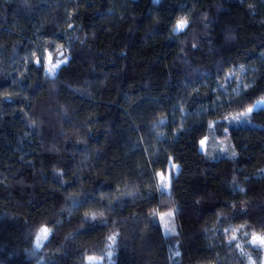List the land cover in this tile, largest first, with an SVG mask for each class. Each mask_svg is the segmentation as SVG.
Here are the masks:
<instances>
[{"label": "trees", "instance_id": "obj_1", "mask_svg": "<svg viewBox=\"0 0 264 264\" xmlns=\"http://www.w3.org/2000/svg\"><path fill=\"white\" fill-rule=\"evenodd\" d=\"M33 51L67 60L50 77ZM263 54L264 0H0V264H261L264 108L225 117L264 98Z\"/></svg>", "mask_w": 264, "mask_h": 264}, {"label": "rangeland", "instance_id": "obj_2", "mask_svg": "<svg viewBox=\"0 0 264 264\" xmlns=\"http://www.w3.org/2000/svg\"><path fill=\"white\" fill-rule=\"evenodd\" d=\"M182 31H179V32H182ZM179 32L174 31V33H179ZM60 48L61 47L56 46L55 50L56 51L61 50ZM37 56H38V58H41L44 60V72H45V74H47L50 77H53L56 74L58 68L60 66H62L63 64H65L66 60H67L64 57H61L62 56L61 53H58L57 59L54 61V60H52L53 55L49 51H45L44 54L41 56L37 55L36 51L35 52L33 51L30 55V58L37 60ZM263 56H264V54H263ZM58 62H61L60 66L55 70L54 73H50L49 69L52 68L54 65H56ZM251 70H252V68L250 66H244V65L236 66V67L229 69L224 74L222 80L218 84L217 90H219V92H220L219 99L221 97V94L224 97L229 98L231 96L238 95L242 91L246 90L250 85V75L249 74L251 73ZM260 106H264V98L259 99L249 109H252V111H253L255 108H258ZM249 109H247L244 113L230 114V115L226 116L225 119L231 125H240V124H242L245 115H248L250 113L248 111ZM201 141H204V145L202 146L201 142H200V150L204 151L206 142H205V139H203ZM178 169H179V167L177 165L174 166L172 163H169V168L167 170V173L164 176L159 177L158 186H159L161 191H164V192L168 191L171 177L173 175H175V173L178 171ZM203 174L208 176V173H206V172H204ZM162 177H163V179H162ZM169 213H171V215H168ZM157 217H158V221L160 223L163 234L169 239L167 242L168 243L167 244L168 250H169L172 258L174 259V261L178 262L179 261V252H178V248H177L178 245H177L176 239L174 237L176 234V226H175V222H174L173 212L167 211V212L159 213ZM43 229L48 230L47 236H45L43 234V232H42ZM169 229H174V231H170ZM48 235H49V229L46 227H43L38 231V233L36 234V237H35V241H34V246L36 249L40 248L42 243L47 239ZM233 235H235V237H236V239L234 241L238 242L239 247L242 248L244 246V244L242 243L243 238H245L246 235L242 234V232H240L239 230H235L232 233L231 237ZM257 235L262 236L260 234H257ZM252 236L249 239L250 243H251ZM253 246L260 247L261 249L264 250V245L256 244ZM110 256H111V252H107V254L105 256L106 264H110V262H111ZM89 258H92V259H89ZM89 258L86 259L85 264H98V263L103 262L102 258H94V257H89ZM249 264H254L252 259H250ZM261 264H264V251H263V254L261 256Z\"/></svg>", "mask_w": 264, "mask_h": 264}, {"label": "snow or ice", "instance_id": "obj_3", "mask_svg": "<svg viewBox=\"0 0 264 264\" xmlns=\"http://www.w3.org/2000/svg\"><path fill=\"white\" fill-rule=\"evenodd\" d=\"M154 2L159 3V0H154ZM186 24H187V21L186 20H184V19L178 20L177 23H176V25H175V28L173 29V31H175V32L182 31L186 27ZM60 63L61 62H58L56 65H54L52 68H50L49 69V72L50 73H54L55 70L60 66ZM248 111L251 112L252 109H249ZM201 145L202 146L204 145V141H201ZM162 179H163V177H162ZM168 215H171V213H169ZM169 230L170 231H174V229H169ZM42 232H43V234L45 236H47V233H48V230L47 229H43ZM110 239L114 240L115 237H110ZM231 239L232 240H235L236 239L235 235H233L231 237ZM251 243L253 245H256V244L264 245V236H259V235L253 234L252 239H251ZM237 246L239 247V245H237ZM89 259H92V258H89Z\"/></svg>", "mask_w": 264, "mask_h": 264}, {"label": "crops", "instance_id": "obj_4", "mask_svg": "<svg viewBox=\"0 0 264 264\" xmlns=\"http://www.w3.org/2000/svg\"><path fill=\"white\" fill-rule=\"evenodd\" d=\"M261 107H263L264 108V106H260V107H258V108H261ZM258 108H255V109H258ZM254 109V110H255ZM174 166H176V165H174ZM204 172H198V173H196L195 175H194V182H195V184L196 183H198V180L197 179H199L200 177H202V176H204V174H203ZM198 175V178H196V176ZM197 180V181H196Z\"/></svg>", "mask_w": 264, "mask_h": 264}]
</instances>
